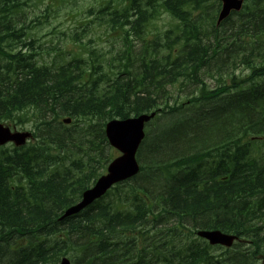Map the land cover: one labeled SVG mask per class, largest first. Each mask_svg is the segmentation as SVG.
Returning <instances> with one entry per match:
<instances>
[{"label":"trees","instance_id":"trees-1","mask_svg":"<svg viewBox=\"0 0 264 264\" xmlns=\"http://www.w3.org/2000/svg\"><path fill=\"white\" fill-rule=\"evenodd\" d=\"M44 1L0 0V122L24 127L31 121L36 138L0 150V264H56L66 253L82 264L144 260L161 244L149 236V218H158L149 196L159 214L189 216L207 228L246 236L257 255L264 253V149L257 146L264 143V0H245L219 26L217 0H110L98 12L95 35L110 28L115 55L106 59L78 39L79 51L66 59L62 48H50V61L48 48L34 35L52 11L47 6L36 15ZM163 14L167 27L147 41ZM225 25L229 34H223ZM208 70L219 76L224 71L232 86L202 87L190 100L201 110L174 113L181 106L170 103L172 89L183 80L203 84ZM223 92L225 103L216 106ZM160 109L162 139L157 142L158 129L142 155L152 167L170 153L163 159L172 158L166 174L157 169L137 176L134 185L126 183L123 208L121 202L115 209L94 204L58 221L112 155L105 122ZM65 116L73 123H61ZM166 126L171 127L163 131ZM250 136L260 138L243 141ZM175 148L186 155L172 157ZM209 249L172 247L167 254L178 264H213Z\"/></svg>","mask_w":264,"mask_h":264},{"label":"rangeland","instance_id":"rangeland-1","mask_svg":"<svg viewBox=\"0 0 264 264\" xmlns=\"http://www.w3.org/2000/svg\"><path fill=\"white\" fill-rule=\"evenodd\" d=\"M107 4H108V0H60V2L54 0H46L44 1L43 4L39 5L37 9H34L36 15L44 14V10L47 6L51 7L52 9L49 17L47 18L48 21L42 22L39 26H37L34 32V35L37 37L38 41L43 43L44 46L48 48L49 53L48 55H46V59L50 61L55 56V52H53L52 49H50L52 47L62 48L64 52V56L66 58H68L72 52L79 51L78 45H75V43L73 42V38L75 37H77V39L85 43L87 46L89 45L90 48H97L101 53L104 54L106 59L113 57L116 51L118 50V44L114 42L115 36L113 32L110 30V28L107 29L100 28L98 29L99 33L95 35V27L97 25V22L95 20L98 16V12L102 6H106ZM69 10H73L71 14H68ZM54 11H56V13ZM166 27H167V17L163 14L161 15L160 19H158L151 27V33L146 38L147 41L150 42L155 33L162 31ZM229 30L230 28L225 25L223 28V34H229V32H227ZM133 42L135 43L137 48H140L141 45L135 38L133 39ZM56 57L58 56L56 55ZM223 69H225V67H223ZM245 73H247V70L244 72V74ZM201 79L204 82L203 84L183 85L186 82H182L178 87L173 88L171 92L172 101H176L178 103L187 101L192 96L199 95L202 87H205L206 89L216 88L220 76L210 75V73H208L203 75ZM216 101H217V103H215L216 106L224 105L225 103V100L221 99V97L218 98ZM189 110H191V108H189L188 110L183 109L179 114L190 112ZM194 115L196 116L198 114H194ZM189 116L186 117V115H183L178 120H175L173 124L177 125L178 121L182 119L183 120L189 119ZM162 124L163 123H161L158 126V120L154 123L148 124V131L150 130V132H152L153 134L156 133V131H158L159 129L157 142H159L160 139H162L160 134L161 131L160 126ZM167 127L169 128L171 126H166L163 129V131L168 129ZM20 128L21 127H18L17 129ZM31 128H32L31 123L25 125V129L29 130ZM222 137H224V135H222ZM205 138L207 137H204L203 139ZM146 140L148 144L150 142L154 143L150 135L148 137L146 136ZM215 140L216 138L211 139V141L210 140L202 141L201 144L207 142L213 143ZM260 145L261 148L264 149V145L263 144ZM11 147L12 145L8 144L6 148L10 149ZM175 151L176 152L174 153L176 154L172 155V157L173 156L180 157L186 155V153H183V150H177L175 148ZM184 151H188V150L184 149ZM168 155H170V153H166L163 155V157L162 156L159 157V159L161 158L159 160V163L165 162L163 161V159ZM139 156L143 157L142 151L139 152ZM142 162L144 164L148 163V161L144 158ZM188 218L189 216L188 217L185 216L184 218H182L185 219L183 222L185 225L189 224L186 221V219ZM172 222H174V220L171 221V223ZM243 244H244L243 248H249V244L246 243ZM260 263L261 261L257 260V262H254L253 264H260Z\"/></svg>","mask_w":264,"mask_h":264},{"label":"water","instance_id":"water-1","mask_svg":"<svg viewBox=\"0 0 264 264\" xmlns=\"http://www.w3.org/2000/svg\"><path fill=\"white\" fill-rule=\"evenodd\" d=\"M222 8L219 13L217 23L224 19L232 9L239 10L242 0H221ZM153 115V114H151ZM150 116L140 115L137 118H129L126 120H111L106 124V135L110 143L118 148L123 155L115 158L107 168V174L101 176L95 186L83 193L80 203L67 210L66 215L74 214L89 204L95 198L99 197L114 182L127 178L138 171V165L135 161V150L142 138V125ZM69 122V120H65ZM27 132L11 133L8 128L0 124V144L6 141H14L16 145L25 142ZM201 236L207 237L212 243H222L230 245L232 237L222 235L218 232L199 233ZM61 264H69L68 260L62 259Z\"/></svg>","mask_w":264,"mask_h":264},{"label":"bare ground","instance_id":"bare-ground-1","mask_svg":"<svg viewBox=\"0 0 264 264\" xmlns=\"http://www.w3.org/2000/svg\"><path fill=\"white\" fill-rule=\"evenodd\" d=\"M132 36H133V35H132ZM209 114H210V113H209ZM192 116H193V115H190L189 118H190V117L192 118ZM188 120H190V119H188ZM179 122H181V121H178V123H179ZM177 125H181V124H177ZM177 125H176V126H177ZM216 133H217V132H216ZM183 138H184V137H183ZM156 155H157V154H156ZM156 155H155V156H156ZM163 155H164V154H163ZM163 155H162V157H163ZM158 158H159V157H158ZM147 246H148V245H147Z\"/></svg>","mask_w":264,"mask_h":264}]
</instances>
